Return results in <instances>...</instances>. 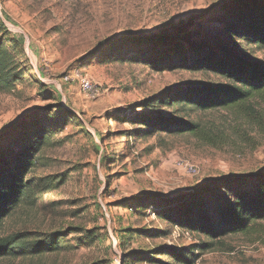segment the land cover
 <instances>
[{"label": "rangeland", "instance_id": "374dc122", "mask_svg": "<svg viewBox=\"0 0 264 264\" xmlns=\"http://www.w3.org/2000/svg\"><path fill=\"white\" fill-rule=\"evenodd\" d=\"M250 1L0 0V42L22 72L13 89L0 90V160L21 128L3 132L45 108L54 128L28 175L33 196L3 219L0 237L56 242L54 250L1 256L0 264H186L179 254L190 253L187 264H264V221L246 233L209 236L156 213L161 202L176 211L171 201L206 181L264 171V100L204 110L146 106L174 88L229 82L193 69L203 57L230 66L264 60L257 45L222 22ZM75 72L87 75L99 96L63 81ZM143 112L198 127L195 134H146L140 130L148 127L131 120ZM144 195L159 202L138 207Z\"/></svg>", "mask_w": 264, "mask_h": 264}, {"label": "trees", "instance_id": "16d2710c", "mask_svg": "<svg viewBox=\"0 0 264 264\" xmlns=\"http://www.w3.org/2000/svg\"><path fill=\"white\" fill-rule=\"evenodd\" d=\"M250 6L242 12L233 10L223 17L229 33L235 34L248 44L257 45L264 52V0H251L246 4ZM218 11L226 13V8L217 5ZM206 15V14H205ZM230 20L240 22L231 26ZM239 33V34H237ZM161 44L160 46H164ZM148 61L157 66L154 61ZM223 61L211 62L206 57L194 62L193 69H203L216 72L229 82L219 86H204L200 88H174L169 90L162 98L156 99L150 107L156 104L165 106H181L192 109H210L214 107L233 108L241 106L250 98L264 100V60L253 61L248 64L230 66ZM181 66V65H180ZM166 67V66H164ZM179 67L170 65L169 69ZM191 68V67H189ZM21 70L14 64L8 49L0 42V90H11L21 78ZM52 109L45 108L35 116L32 122L23 121L14 129L3 132L4 135L18 134L9 142L13 148L6 150L5 160H0V224L3 219L13 211L21 202L28 201L33 196L34 186L28 175L36 163V155L45 143L49 129L47 115ZM59 117L65 114L60 113ZM132 122L138 121L139 125H145L148 129L140 130L146 134L158 130H166L176 134L181 132L196 133L198 124L183 120H163L154 116L152 119L143 113H139ZM64 121V118L62 119ZM161 123L158 128L157 122ZM26 123V124H25ZM137 132L135 136H138ZM10 155V158H8ZM158 201L152 196L144 195L139 202H134L138 207L148 208L153 201ZM176 203V211L166 209L165 203L156 213L164 218L181 225L192 231L214 236L225 233H246L260 221H264V171L240 176H225L206 181L197 186L193 193L184 198L171 201ZM130 204V203H128ZM165 209V210H164ZM56 242L42 244L36 240H30L26 234L18 233L0 237V257L14 256L16 254L38 253L44 249L54 250ZM177 255V254H176ZM191 253L182 259L191 263ZM176 258V256H174ZM186 263V264H187Z\"/></svg>", "mask_w": 264, "mask_h": 264}, {"label": "built area", "instance_id": "2783aa9c", "mask_svg": "<svg viewBox=\"0 0 264 264\" xmlns=\"http://www.w3.org/2000/svg\"><path fill=\"white\" fill-rule=\"evenodd\" d=\"M62 79L64 82L77 81L79 83L80 89L86 96L91 98L99 96L100 92L98 86L93 83L87 75L75 72L71 75L67 74L63 76ZM177 165L191 175H196L198 173V170L191 164L179 162Z\"/></svg>", "mask_w": 264, "mask_h": 264}]
</instances>
